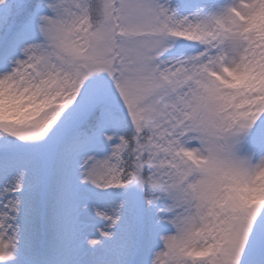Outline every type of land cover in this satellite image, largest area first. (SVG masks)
I'll list each match as a JSON object with an SVG mask.
<instances>
[{
    "label": "snow or ice",
    "instance_id": "obj_1",
    "mask_svg": "<svg viewBox=\"0 0 264 264\" xmlns=\"http://www.w3.org/2000/svg\"><path fill=\"white\" fill-rule=\"evenodd\" d=\"M0 264H264V0H0Z\"/></svg>",
    "mask_w": 264,
    "mask_h": 264
}]
</instances>
